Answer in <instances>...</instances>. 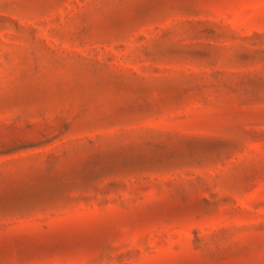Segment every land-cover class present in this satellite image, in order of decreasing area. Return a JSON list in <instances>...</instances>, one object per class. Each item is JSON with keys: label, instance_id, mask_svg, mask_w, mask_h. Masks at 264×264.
Masks as SVG:
<instances>
[{"label": "rangeland", "instance_id": "1", "mask_svg": "<svg viewBox=\"0 0 264 264\" xmlns=\"http://www.w3.org/2000/svg\"><path fill=\"white\" fill-rule=\"evenodd\" d=\"M0 264H264V0H0Z\"/></svg>", "mask_w": 264, "mask_h": 264}]
</instances>
